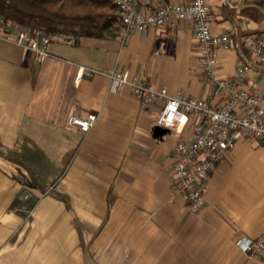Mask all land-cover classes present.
Masks as SVG:
<instances>
[{
	"label": "crops",
	"instance_id": "0c3cea01",
	"mask_svg": "<svg viewBox=\"0 0 264 264\" xmlns=\"http://www.w3.org/2000/svg\"><path fill=\"white\" fill-rule=\"evenodd\" d=\"M208 4L213 33L235 41L216 52V76L229 78L250 59L242 36L264 26L241 11L261 8ZM115 33L78 44L54 39L42 63L0 40V264H264V253L236 245L264 234V143L239 139L192 214L174 192L182 138L155 136L161 105L129 87L111 92L106 76L91 75L120 66L171 96L219 105L192 25L127 33L121 22ZM245 83L264 92V66ZM91 113L98 118L90 132L67 125L69 116Z\"/></svg>",
	"mask_w": 264,
	"mask_h": 264
},
{
	"label": "built area",
	"instance_id": "2783aa9c",
	"mask_svg": "<svg viewBox=\"0 0 264 264\" xmlns=\"http://www.w3.org/2000/svg\"><path fill=\"white\" fill-rule=\"evenodd\" d=\"M114 5L127 33L174 26L178 22L193 27L198 49V62L207 80L215 87L222 103L190 97L183 92L169 95L167 89H155L141 76L116 66L107 71L92 70L91 75L102 74L110 81V91L129 87L131 92L149 103L161 105L156 126L169 128L182 138L177 145L174 192L182 196L192 214H198L205 205L204 192L207 181L228 151L237 141L249 137L264 143V92L246 86L250 73L264 66V35L255 32L244 38L243 46L250 59L241 64L234 74L225 79L216 76L217 51L235 48L230 33L215 35L210 18L208 0H190L188 3H167V0H107ZM227 7L243 3L263 4L264 0H224ZM15 27L0 15V40L12 42L25 52L32 53L36 62L42 63L51 56V37L42 30L20 28L15 37L9 34ZM98 116L87 118L71 115L67 125L83 133L90 132ZM189 135H186L188 127ZM244 253H264V234L254 239H241L236 243Z\"/></svg>",
	"mask_w": 264,
	"mask_h": 264
},
{
	"label": "trees",
	"instance_id": "16d2710c",
	"mask_svg": "<svg viewBox=\"0 0 264 264\" xmlns=\"http://www.w3.org/2000/svg\"><path fill=\"white\" fill-rule=\"evenodd\" d=\"M245 8L242 15L264 23V5ZM0 15L12 26L42 30L52 40L78 44L82 37H116L115 26L122 22L114 5L107 0H0ZM256 32V31H255ZM249 31L245 37L255 33ZM244 55H249L242 43Z\"/></svg>",
	"mask_w": 264,
	"mask_h": 264
},
{
	"label": "water",
	"instance_id": "95a60500",
	"mask_svg": "<svg viewBox=\"0 0 264 264\" xmlns=\"http://www.w3.org/2000/svg\"><path fill=\"white\" fill-rule=\"evenodd\" d=\"M170 133H171V130L169 128H164V127H160V126H157L155 128V136L156 137H164L165 135L170 134Z\"/></svg>",
	"mask_w": 264,
	"mask_h": 264
},
{
	"label": "rangeland",
	"instance_id": "374dc122",
	"mask_svg": "<svg viewBox=\"0 0 264 264\" xmlns=\"http://www.w3.org/2000/svg\"><path fill=\"white\" fill-rule=\"evenodd\" d=\"M257 33L264 35V26L262 27V30L258 31Z\"/></svg>",
	"mask_w": 264,
	"mask_h": 264
}]
</instances>
